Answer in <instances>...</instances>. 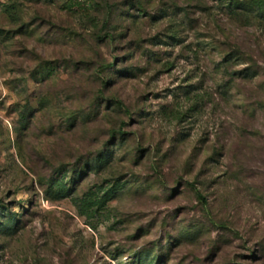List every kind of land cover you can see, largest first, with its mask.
<instances>
[{
	"label": "rangeland",
	"instance_id": "374dc122",
	"mask_svg": "<svg viewBox=\"0 0 264 264\" xmlns=\"http://www.w3.org/2000/svg\"><path fill=\"white\" fill-rule=\"evenodd\" d=\"M0 0V264H264V7Z\"/></svg>",
	"mask_w": 264,
	"mask_h": 264
},
{
	"label": "trees",
	"instance_id": "16d2710c",
	"mask_svg": "<svg viewBox=\"0 0 264 264\" xmlns=\"http://www.w3.org/2000/svg\"><path fill=\"white\" fill-rule=\"evenodd\" d=\"M253 5L257 8L264 7V0H254Z\"/></svg>",
	"mask_w": 264,
	"mask_h": 264
}]
</instances>
